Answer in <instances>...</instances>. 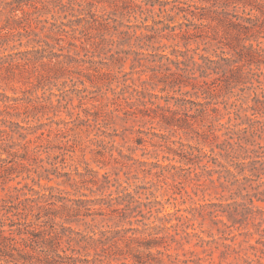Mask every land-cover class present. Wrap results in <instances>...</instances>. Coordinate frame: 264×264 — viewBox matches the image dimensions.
<instances>
[{
	"label": "trees",
	"instance_id": "obj_1",
	"mask_svg": "<svg viewBox=\"0 0 264 264\" xmlns=\"http://www.w3.org/2000/svg\"><path fill=\"white\" fill-rule=\"evenodd\" d=\"M1 81L30 82L52 95L56 87L62 97L74 89L87 115L73 119L75 106H68L72 120L48 129L31 125L39 113L63 112L62 101L42 96L31 104L0 90V136L28 130L17 143L24 142V153L4 152L25 159L26 138L41 130L36 143L28 140L37 153L57 150L54 159L74 166L67 159L74 160L75 149L91 147L94 162L107 171L75 168L78 183L101 194L85 199L57 194L38 180L40 189L22 181L7 188L16 177L0 164V188L7 190L0 264H163L171 243L193 239L204 248L197 264L214 263L206 249L212 242L223 247L217 264L231 255L237 264H264V0H0ZM104 87L113 94L112 109L95 103L101 96L93 94ZM117 118L140 124L132 128L134 140L151 143L155 158L163 152L169 163L135 158L133 147L126 153L115 142L122 136L106 130ZM147 123L158 141L143 136ZM80 124L95 130L90 145L69 133ZM178 133L196 143L171 138ZM41 138L48 143H38ZM72 175L56 173L71 186ZM184 193L220 201L162 214L159 196L170 201Z\"/></svg>",
	"mask_w": 264,
	"mask_h": 264
},
{
	"label": "rangeland",
	"instance_id": "obj_2",
	"mask_svg": "<svg viewBox=\"0 0 264 264\" xmlns=\"http://www.w3.org/2000/svg\"><path fill=\"white\" fill-rule=\"evenodd\" d=\"M132 20L134 23L136 22L135 19H132ZM25 48H28V47L25 45L18 47L19 50H23ZM170 49L171 48H167L166 51L168 52ZM126 69L129 70L128 63L126 64ZM135 77H137V75H135ZM115 84L116 82H114L112 86L115 87ZM87 85H89V82L87 83ZM0 90H3L10 96H14V97L19 96V97H23L24 99L26 97H29L33 100L31 104H36L37 101H39L42 98V96L44 97L51 96L53 102L55 103H57L58 100L62 101L61 109L63 110V112H59L57 115H55L53 112H50L47 115H42L41 113H39L37 118L35 119L32 118L33 120L30 121L31 125H37L40 123H44L46 124L45 129H48V128L58 127V123H56L55 121L59 119L66 120V121L72 120L71 117L68 116L66 112H64L68 109V106H69V109L75 106V109L72 108L74 111L73 119L77 118V114H80L82 118L87 117L86 113L82 111L80 107H78L80 103H79L76 91L74 89L72 90V92H69V94L62 97V96H58L60 94H58L56 87L53 89V92H55L56 95H52L51 91H47L44 94L43 93L44 89L33 88L30 82L24 83V82H19V81H12V82L1 81ZM104 93H107L106 96ZM171 94L175 96L181 95L180 92H171ZM93 95L96 97L101 96L99 98V101L95 102L96 104L106 105L105 107H107L108 109H112V107L114 106L113 104L114 101L112 100L113 94L110 90L107 89V87H104L103 89H101L98 92V94L95 92ZM71 98H72V101L70 104H68L69 99ZM26 101H27V98H26ZM28 106L29 104L26 102V107ZM65 106H67V108ZM29 107H33V106H29ZM83 107L84 108L87 107L89 109L90 107H92V105L89 103ZM119 114L123 116L122 112H120ZM13 120L22 122V118L14 117ZM79 122H80L79 119H77L74 124L70 123L67 126L71 127V126H74L75 124H78ZM132 124L133 122H123L120 118H117L116 123L111 124V127L107 128L106 130L112 133L120 134L122 136V137L120 136L115 137L116 139L115 142L117 145H123L124 151L126 153L130 152L129 150L130 147L135 148L136 150L133 153V156L135 158L147 159V160L159 159V161L164 164L169 163V160L163 158L164 156L163 152H160L159 156L155 158L156 148L152 146L151 143L147 142L145 145H142V146L138 145L136 140H134V137L138 133L137 132L132 133V131H135V130H132V128L134 126V128L137 129L140 127V124H135V125H132ZM60 126H65V125L61 124ZM142 126H143L142 128L147 133V134H143V136L146 139L150 140V138H153L154 141L159 140L158 137L153 135L152 131L154 130L149 129L150 127H153V125L147 123ZM154 126L156 127V125ZM0 127H1V124H0ZM87 129L88 128H86V126H82L80 124V126H78L76 131H69V133L70 135H73L74 133L77 134L81 138L83 143L87 146V145H90L91 140L95 138V135H94L95 130H92L93 132L89 133V131H86ZM91 129L92 128H90V130ZM27 131L28 130L19 131V132L27 134ZM157 131H158V128H157ZM19 132L17 131L13 133L10 137H8L7 135L6 139H3L4 137L2 138L0 136V156L2 158H6V160L2 162L0 161V164H2L3 167L10 168V171H12V176L16 177L15 180L7 184V188L9 186L16 185L18 181H22V183L26 182V183H29L30 185H34V187H36L37 189H40L41 187L38 184H35L37 183V180H38L40 181V184L43 187L52 186L53 191L55 193L61 194L64 196H69L71 198L94 199V198L101 196V194L99 193L92 192V190L96 189L95 186L91 184L83 185V184L78 183V181L81 180V178H79V176L75 173L76 167L81 172H87L86 167H88L89 169L93 171H98L100 174L107 171V169H102L100 165L94 162V159H93L94 155H93L91 147L88 148L85 153L81 152L77 147L75 149L76 152L74 153V160L70 161V159H67V161L69 163H73L74 166H67V164L66 166H64L65 164L61 162L60 157H58L57 159H54V156L58 154L56 152L57 150L52 155L46 153L45 152L46 150L44 148L40 151L41 153H37L35 151L34 147H35V143L37 140L36 137L41 132V130H38L36 134L30 135L28 139L26 138V158L25 159H23L20 156L19 157L18 156L13 157V155L9 156L6 152H4L3 150L4 148L9 149L10 151H17L18 153H24V148H22V144L24 142H22L21 145H17V143L21 139L19 137V134H20ZM171 138L175 140H181L183 142H190L193 144L196 143L195 140L187 139L183 133H178L175 136L173 135L171 136ZM29 139L35 141V143L34 142L29 143L28 142ZM51 139L53 140L54 146H57L60 144L59 139L55 137V133L51 135ZM38 143L40 144L48 143L47 138H41L38 141ZM58 172H61V173L72 172L73 174L72 181L75 184L71 186L70 184L63 183L65 176L57 177L56 173ZM39 174H42V178L39 177ZM90 174L91 172L88 171V173H86V178H88ZM45 175H49V177L52 180L49 181L46 178H44ZM121 176L122 178L125 177L124 172L121 173ZM140 176L143 178V174H141ZM76 181H77V184H76ZM188 189L192 191L191 187H188ZM108 193L109 192H107L106 194ZM6 194H7V190H2L0 188V203L4 202V199H6V196H7ZM191 197L192 198H190L188 195L184 193L182 195H178L177 200L172 199L170 201H167L168 196H164V197L159 196L158 199L162 200L165 203L164 207L162 208V214L167 213V212H173L177 208L190 207V206H193L199 203H204L206 201H210V202L220 201L217 197H215L214 194L209 195L208 193H206L205 195L201 193L199 195L193 194ZM152 200L154 199L152 198ZM85 226L86 224L85 225L84 224H81V225L73 224V227L79 230H84ZM208 228H209V221H206L205 224L203 225V229L207 230ZM214 233H215L214 234L215 237H217V232L215 230H214ZM204 236L208 238L207 234H204ZM195 242H196V239H193L191 240V242L184 243V244H178L175 242L171 243L168 253L172 254V256H163L164 258L163 264H197V261H196L197 258L204 255V252H203L204 248L203 246L196 245ZM157 249H164V248L162 247L153 248L152 252L155 253ZM206 249L213 250V261H214L213 264H217V262H219L221 259V252L223 251V247L219 246V243L217 242H212L210 246H206ZM226 259L227 260H223L222 264H228V262H231V261L234 262L233 264H237L235 255L228 256ZM127 264H132V262L129 261Z\"/></svg>",
	"mask_w": 264,
	"mask_h": 264
}]
</instances>
